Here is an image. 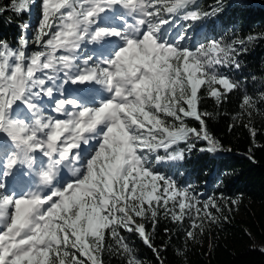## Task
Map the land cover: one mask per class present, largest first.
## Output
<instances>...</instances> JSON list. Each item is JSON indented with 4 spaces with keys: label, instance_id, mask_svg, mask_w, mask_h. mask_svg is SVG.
<instances>
[{
    "label": "snow or ice",
    "instance_id": "snow-or-ice-1",
    "mask_svg": "<svg viewBox=\"0 0 264 264\" xmlns=\"http://www.w3.org/2000/svg\"><path fill=\"white\" fill-rule=\"evenodd\" d=\"M35 3L9 0L0 15H23ZM40 7L31 35L22 22L15 47L0 41V264H104L106 238L125 264H142L122 230L159 261L145 220L153 232L161 214L189 220L185 235L194 239L197 221L215 222L211 210L220 205L156 164L194 149L227 150L199 110L201 89L218 103L239 89L218 69L239 70L245 43L264 37L193 43L202 22L224 11L219 0L207 11L198 0H40ZM254 107L245 94L241 108Z\"/></svg>",
    "mask_w": 264,
    "mask_h": 264
},
{
    "label": "trees",
    "instance_id": "trees-1",
    "mask_svg": "<svg viewBox=\"0 0 264 264\" xmlns=\"http://www.w3.org/2000/svg\"><path fill=\"white\" fill-rule=\"evenodd\" d=\"M8 3L9 0H0V4ZM198 3L207 11L217 0H198ZM219 3L224 11L218 17L202 22L204 26L194 36V42H205V37L224 43L249 35L264 37V0H219ZM31 19L30 12L23 15L4 12L0 15V41L15 47L21 35L18 25ZM244 47L246 51L238 57L242 65L239 70L218 69L240 82L239 89L228 93L219 103L208 96L207 86L201 89L199 110L208 114L205 119L209 131L227 150L210 154L194 149L186 153L182 161L165 160L156 164V168L172 177L178 186H190L195 194L203 191L205 197L244 200L248 219L232 216L219 228L214 246L200 250L191 245L190 251L185 235L189 220L177 224L161 214L154 232L151 221L145 220L148 231L152 232L153 244L161 250L159 261L137 234L122 230L142 264H264V120L253 125L239 121L244 112L241 102L245 94L252 96L264 119V100H261L264 95V39L247 41ZM216 87L223 91L222 86ZM186 123L190 127H199L191 118H187ZM250 128L256 130L254 139ZM203 144V141L197 142V148ZM178 147L186 149V144L182 142ZM159 154L165 155L163 150ZM108 244L116 248L115 242L106 238L104 264H125L122 252L108 250Z\"/></svg>",
    "mask_w": 264,
    "mask_h": 264
},
{
    "label": "rangeland",
    "instance_id": "rangeland-1",
    "mask_svg": "<svg viewBox=\"0 0 264 264\" xmlns=\"http://www.w3.org/2000/svg\"><path fill=\"white\" fill-rule=\"evenodd\" d=\"M30 14L32 15V19L29 21V23L32 25V28L29 30V35L32 34V31L35 29L37 24L39 23V20L41 18V7H40V0H36V3L32 7ZM193 43L194 39H193ZM93 46L92 45H85L84 51L88 54L91 53ZM36 50L35 45L29 46V51ZM68 87V85H66ZM206 86V85H204ZM69 88V87H68ZM67 96V94H66ZM57 98H59V95H57ZM45 103H48L47 99H45ZM248 113H251L249 115ZM64 118V117H59ZM263 116L259 112L257 106L254 108H244V112L239 117V121L244 122L248 125L253 124H260L262 122ZM162 163V162H160ZM197 197L203 201L208 199L209 197H205V194L203 191H199L196 193ZM217 202L220 205V210L217 212L215 210H211L213 212V215L217 217V220L215 222H211L207 217L203 218V220H198L197 223H202V230L197 229L195 233L194 239H188V244H190L187 248L188 250H192V246L199 248L200 250H203L209 246H214L216 244V239L218 238V232L219 228L221 226L226 225V221H229L232 216H236L243 219H248V215L246 214V202L240 198H233L231 200H237L238 202L233 205L228 201L229 199H217ZM245 205V207H243ZM248 207V206H247ZM217 236V238H216ZM192 245V246H191ZM188 258L185 257V260Z\"/></svg>",
    "mask_w": 264,
    "mask_h": 264
},
{
    "label": "bare ground",
    "instance_id": "bare-ground-1",
    "mask_svg": "<svg viewBox=\"0 0 264 264\" xmlns=\"http://www.w3.org/2000/svg\"><path fill=\"white\" fill-rule=\"evenodd\" d=\"M67 87V86H66ZM68 87H70L71 88V85H68Z\"/></svg>",
    "mask_w": 264,
    "mask_h": 264
}]
</instances>
